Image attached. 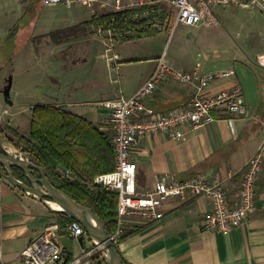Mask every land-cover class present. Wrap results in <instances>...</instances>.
Masks as SVG:
<instances>
[{"label": "crops", "instance_id": "0c3cea01", "mask_svg": "<svg viewBox=\"0 0 264 264\" xmlns=\"http://www.w3.org/2000/svg\"><path fill=\"white\" fill-rule=\"evenodd\" d=\"M138 1L122 0V4L130 8ZM99 3L105 8L95 5L90 10H84L86 17L75 9L63 16V26L42 30L38 28L41 12L36 9L39 0H0V44L14 34L18 48L23 50L29 45L36 58L43 55L38 54L42 48H48L46 54L49 53L63 71L70 67H84V79L73 83L61 95H46L36 104L61 106L106 132L108 126L103 121L106 110L102 103L132 96L148 79L160 56L146 58L135 51V54L122 58L124 52L116 46L113 53L118 58L113 60L104 40L95 35L93 27L90 29L92 32L78 31L67 38L56 37L57 42L50 40L49 34L54 31L89 21L94 15L112 12L109 0H99ZM257 56L264 57V54ZM175 69L206 74L199 66ZM48 79L58 88H63L53 75H49ZM235 86L240 87L232 77L219 79L209 85L207 92L215 94ZM194 93L195 83L180 84L167 78L146 100V104L156 112H166L185 105ZM245 104L247 115L238 117L222 113L210 125L197 130L183 129L181 139L163 134L141 139L131 151V158L136 163L137 190H150L158 178L171 177L182 181L202 176L221 182L228 203H236L240 173L264 140V103L257 102L251 106L245 101ZM29 119L30 116L26 121L28 127ZM19 134L27 136L28 128ZM2 195L11 197L13 201L2 205ZM209 209V201L204 196H189L184 200L174 197L162 205L163 216L159 220L147 222L125 217L124 231L134 233L117 244L122 259L129 264H264V164L256 185V211L245 224L227 235L207 231L201 223ZM13 212L20 217L6 219V215L10 216ZM59 219L56 212L29 195L15 194L0 187L1 248L3 250V246L9 245L10 238L24 239L15 250L7 253L3 250L0 264L10 262L17 252L43 231L45 225Z\"/></svg>", "mask_w": 264, "mask_h": 264}, {"label": "built area", "instance_id": "2783aa9c", "mask_svg": "<svg viewBox=\"0 0 264 264\" xmlns=\"http://www.w3.org/2000/svg\"><path fill=\"white\" fill-rule=\"evenodd\" d=\"M174 12V24L206 27L217 23L214 8L221 6L256 7L264 13V0H167ZM159 0H139L134 6L125 8L121 0H114L112 12L123 9L159 6ZM80 4L92 9L95 5L105 6L99 0H42L43 6H62L70 8ZM161 16L160 9L156 11ZM154 10L136 12L128 19L142 24L132 28H120L114 19L98 21L93 26L95 35L104 40L111 59L117 44L136 40L135 36L150 30L162 31L159 19L150 20ZM257 64L264 68V57L257 56ZM234 75L233 68L225 71L198 75L197 71H183L171 67L162 54L148 79L128 98L106 101L102 107L106 110L105 124L109 128L110 144L114 154V169L109 173L97 175L94 184L117 196V229L109 236L111 242L118 244L122 232L123 219L136 217L147 222L162 218V205L170 198L181 200L187 197L204 196L208 199L210 209L202 219V228L222 235L231 233L235 228L245 224L256 211V185L264 164V140L258 151L251 156L242 169L238 180V200L229 204L225 187L216 179L192 176L182 181L171 177L158 178L152 188L140 192L136 188V163L131 158V151L141 139L158 134L172 139H181L183 129L197 130L212 124L222 113L243 117L248 110L242 90L239 86L231 90H222L215 94L207 92L209 85L219 79ZM167 78L180 84L195 83V93L185 105L166 112H156L146 104L156 89ZM264 125V118H263ZM11 146V145H10ZM12 147V146H11ZM20 158L28 160L21 147L11 148ZM62 178H70L68 171H61ZM68 219V218H67ZM66 236L80 245L78 253H70L59 247L57 240ZM82 237L80 244L78 239ZM3 250L0 245V260ZM3 264H104L98 245L84 232L77 222L68 219L65 223L53 221L44 226L42 232L35 236L23 249L17 252L10 262Z\"/></svg>", "mask_w": 264, "mask_h": 264}, {"label": "rangeland", "instance_id": "374dc122", "mask_svg": "<svg viewBox=\"0 0 264 264\" xmlns=\"http://www.w3.org/2000/svg\"><path fill=\"white\" fill-rule=\"evenodd\" d=\"M109 1L114 4V0ZM159 1L164 12L170 17V24L157 35L117 44L116 46L124 52L122 58L135 54V51L146 58L164 54L170 66L175 65L174 68L199 66L203 74L233 68L232 78L239 83L247 105L264 103V68L257 64V55L264 54L263 12L256 7L218 6L213 9L217 18V23L213 26L175 25V14L167 0ZM36 9L41 12L38 28L42 30L63 26V16L75 9L84 17L87 16L84 12L87 8L80 4H75L68 10L62 6L45 7L41 1ZM79 30L82 33V29ZM60 35L56 34L57 37H61ZM47 49L42 48L38 54L43 55L36 58L29 45L23 50L18 48L14 34L0 44V131L4 139L13 140V145L20 146L21 143L13 137L11 129H16L19 133L27 130L26 121L30 116V109L37 101L45 99L49 94L61 95L65 89L71 88L73 83L86 77L84 67H70L63 71L58 62L49 53L46 54L49 51ZM49 75H53L63 88L54 85L48 79ZM9 76L12 78L10 90L12 106L4 102L2 96L3 86ZM111 76L114 77V74ZM76 98L81 100L80 97ZM106 132H109L108 127ZM0 178V187H5L15 194L23 193L2 176ZM1 197L2 205L6 206L13 201L11 197L4 195ZM7 217L13 219L20 215L13 212L10 216L6 215V219ZM23 240V237L10 238L9 245L3 246L4 252H11L20 247ZM57 243L70 253L80 251V245L66 236L59 237Z\"/></svg>", "mask_w": 264, "mask_h": 264}, {"label": "trees", "instance_id": "16d2710c", "mask_svg": "<svg viewBox=\"0 0 264 264\" xmlns=\"http://www.w3.org/2000/svg\"><path fill=\"white\" fill-rule=\"evenodd\" d=\"M162 8L159 5L94 15L89 21L54 31L49 36L53 42H57L56 34L67 38L75 35L80 31L79 29H82V32H92L90 29L98 21L110 19H114L120 28L139 27L143 21L134 22L128 18L146 9L154 10L155 14L150 20L159 19L163 31L170 24V17ZM159 9L161 16L156 13ZM162 31L142 32L137 34L135 39L153 36ZM30 111L27 136L19 134L16 129H11L13 137L21 145H13V140L10 138H5V141L12 146L21 147L28 160L43 169L47 180L54 188L81 206L89 208L103 224L107 234L112 236L117 229V196L114 192L105 191L101 186L94 184L97 175L109 173L114 169L110 135L91 121L61 106L35 104ZM59 167L68 171L70 178H62ZM2 174H5V170L0 166V177ZM12 174L17 180L27 183V178L20 170L13 169ZM35 174L39 176L38 172ZM57 215L60 217L59 223L68 221L60 212ZM133 233L134 231L126 232L122 229L118 241ZM115 248L117 249V244ZM123 264L129 263L123 260Z\"/></svg>", "mask_w": 264, "mask_h": 264}, {"label": "water", "instance_id": "95a60500", "mask_svg": "<svg viewBox=\"0 0 264 264\" xmlns=\"http://www.w3.org/2000/svg\"><path fill=\"white\" fill-rule=\"evenodd\" d=\"M11 85L12 78L9 76L2 89L4 102L9 106H12V101L10 100ZM11 148L10 144L5 141L0 132V166L5 170V174H2V177L24 194L43 203L50 211L60 212L65 218L80 224L87 237L98 245L104 264H123V259L119 251L111 242L109 235L97 216L89 208L81 206L54 188L47 180L41 167L33 164L29 160L20 158ZM13 169H18L23 172L27 178V183L14 178L12 174ZM58 169L65 171L62 167ZM35 172H38L39 176ZM49 202L56 203L60 207V210L52 209L48 205ZM78 241L81 244L82 237H79Z\"/></svg>", "mask_w": 264, "mask_h": 264}, {"label": "bare ground", "instance_id": "6f19581e", "mask_svg": "<svg viewBox=\"0 0 264 264\" xmlns=\"http://www.w3.org/2000/svg\"><path fill=\"white\" fill-rule=\"evenodd\" d=\"M48 205L54 210H60V207L56 203L49 202Z\"/></svg>", "mask_w": 264, "mask_h": 264}]
</instances>
